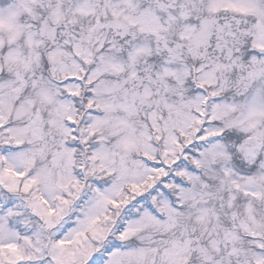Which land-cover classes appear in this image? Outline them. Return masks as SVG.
Instances as JSON below:
<instances>
[{"label":"snow or ice","instance_id":"1","mask_svg":"<svg viewBox=\"0 0 264 264\" xmlns=\"http://www.w3.org/2000/svg\"><path fill=\"white\" fill-rule=\"evenodd\" d=\"M0 264H264V0H0Z\"/></svg>","mask_w":264,"mask_h":264}]
</instances>
